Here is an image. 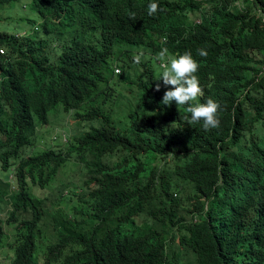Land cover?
<instances>
[{
  "label": "trees",
  "instance_id": "1",
  "mask_svg": "<svg viewBox=\"0 0 264 264\" xmlns=\"http://www.w3.org/2000/svg\"><path fill=\"white\" fill-rule=\"evenodd\" d=\"M150 2L30 0L41 18L33 32L0 30V165L16 180L0 184V212L8 203L10 224L22 215L9 264H264V0H155L151 16ZM145 47L191 51L198 102L220 105L219 127L189 124L190 105L161 103V74L135 71L144 63L133 49ZM57 108L89 125L64 151L19 156L34 120ZM71 155L86 190L64 218L86 225L69 230L52 215L57 239L37 256L45 206L27 181L51 180ZM171 174L192 184L189 204L172 195ZM3 234L0 215L1 247Z\"/></svg>",
  "mask_w": 264,
  "mask_h": 264
},
{
  "label": "rangeland",
  "instance_id": "2",
  "mask_svg": "<svg viewBox=\"0 0 264 264\" xmlns=\"http://www.w3.org/2000/svg\"><path fill=\"white\" fill-rule=\"evenodd\" d=\"M197 12H194V15ZM192 15L191 18L195 16ZM40 17L36 11L32 8L30 0H16L10 1L4 4H0V30L11 33L21 34L33 32L34 26L38 25ZM155 40L158 39L154 37ZM50 46L54 47L57 43L56 39H49ZM142 49H133L134 52L139 54ZM144 56L142 61L144 65H139L135 71L137 75L147 74V69L151 68L154 75L157 73L162 74L163 67L160 62L155 59L156 51L151 47H145L143 50ZM116 71L115 67L113 68ZM119 71V70H118ZM131 73H134L131 72ZM169 87V86H168ZM162 88L166 91L167 86L162 84ZM74 111H64L62 108L47 111L48 122L41 124L37 120H34L33 129L29 132L30 142L20 148L19 156L33 154L43 149L62 148L66 150L68 142L71 140V136L77 133L83 126H88L87 120H79L73 115ZM94 123H96L94 121ZM68 137V138H67ZM66 139V140H65ZM68 139V140H67ZM66 141V143H64ZM114 157L111 156V159ZM11 162L15 167L16 159H11ZM166 170L170 171L169 167ZM8 174L7 170H3L0 165V184L4 186L5 175ZM86 178V172L83 161H78L76 156L71 155L68 159L55 171L51 180L38 184L37 182L27 181L28 190L36 197L42 199V205L45 206L42 219L40 221V237L37 242L40 245V255H42L43 246L45 244L55 241L57 234L55 228L57 224L54 223L52 215H54L61 227L74 230L79 226L85 227V222H80L75 227L71 223L67 222L68 213L71 211L73 203L77 202L78 194H83L86 190L84 179ZM13 183L16 184L15 177H12ZM171 187L173 189L172 195L178 197L183 204H189L188 196L192 195V184L188 181L177 178L174 174H171ZM30 216L29 214H25ZM22 215H16V218H20ZM5 218V216H2ZM73 218L70 217V220ZM80 219V217H79ZM142 227H146L142 222ZM157 225V224H156ZM5 230V243L4 246H0V264H9L10 256L12 255V246L15 242V231L12 224L3 222ZM72 247L67 245L61 253H66ZM179 264H193L192 256H186L179 261Z\"/></svg>",
  "mask_w": 264,
  "mask_h": 264
},
{
  "label": "clouds",
  "instance_id": "3",
  "mask_svg": "<svg viewBox=\"0 0 264 264\" xmlns=\"http://www.w3.org/2000/svg\"><path fill=\"white\" fill-rule=\"evenodd\" d=\"M158 10L159 5L157 2H155V0L148 4V14L150 16L156 14ZM130 18L135 20V13H130ZM165 39V35H159L157 41L160 42ZM198 55L206 56L207 53L203 49H200L198 50ZM142 56H144V52L143 50H140L139 54L134 56V62L136 64H140ZM155 59L157 62H160L161 66L163 67V72L158 80H162L163 85L167 86V90L163 94L161 103L171 106L172 103L175 102L177 107L182 105H190L187 108V112L191 114L189 124L203 121L202 127L205 131L219 127L220 121L217 113L220 105L211 98L207 99V101L204 103L198 102L199 97L203 96V89L201 88L199 78L196 75L199 70V64L193 58L191 51H185L182 54H171L166 48H164L156 53ZM160 87L161 85L157 83L155 90L159 91ZM24 145H26V143ZM14 174V170H10L8 174H6V179L11 181V188H15V184L12 180ZM8 206L9 204L7 203L5 208L0 212L1 217L5 216V218L2 217V224L7 218L6 211L9 209ZM17 220L18 219H16L14 223H11L13 227L15 226ZM3 231L4 234L2 237L5 239L6 235L4 227ZM39 237L40 232L35 239L36 246L34 249V254L43 257L45 256L46 247L56 240L45 244V247L43 246L42 249V255H40V245L37 242ZM16 242L17 240L15 239L14 244Z\"/></svg>",
  "mask_w": 264,
  "mask_h": 264
},
{
  "label": "built area",
  "instance_id": "4",
  "mask_svg": "<svg viewBox=\"0 0 264 264\" xmlns=\"http://www.w3.org/2000/svg\"><path fill=\"white\" fill-rule=\"evenodd\" d=\"M195 20H197V19H195ZM21 33H23V32H21ZM0 52H2V49L0 48ZM116 69V68H115Z\"/></svg>",
  "mask_w": 264,
  "mask_h": 264
}]
</instances>
